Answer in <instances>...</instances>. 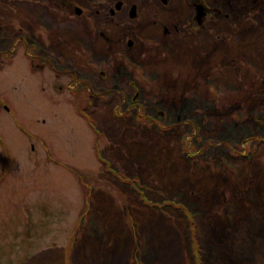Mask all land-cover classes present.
I'll return each instance as SVG.
<instances>
[{
  "label": "rangeland",
  "instance_id": "obj_1",
  "mask_svg": "<svg viewBox=\"0 0 264 264\" xmlns=\"http://www.w3.org/2000/svg\"><path fill=\"white\" fill-rule=\"evenodd\" d=\"M64 1L0 3V264H264V0Z\"/></svg>",
  "mask_w": 264,
  "mask_h": 264
},
{
  "label": "flooded vegetation",
  "instance_id": "obj_2",
  "mask_svg": "<svg viewBox=\"0 0 264 264\" xmlns=\"http://www.w3.org/2000/svg\"><path fill=\"white\" fill-rule=\"evenodd\" d=\"M112 1L115 2V3L117 2L115 0H112ZM123 1H121L122 5L119 8H116V9H115V3H112V6L114 7V9H113V7H109L110 3L109 4L100 3V12H97V14H96V11L94 12L92 10V8H90L88 6L86 8L90 9V12L95 13V16H96L95 18L97 20H99L101 22H108V20H111L112 18H114V19H115V17L117 18V13L123 11L122 10L123 9V4H126L127 6H129V9H128V12H127V15L129 16L130 9H131L132 5L135 4V6H136V17L134 19H131L129 17V19L132 22H136V20H138L140 18V15H141L138 12L136 3H133V0L131 2H129V3H123ZM154 1L157 2V3L160 2L159 0H154ZM0 3L1 4H5L6 5L5 6L6 9H10V10H12L14 12L15 11H20L21 9H22V11L25 10V4L22 2V0H0ZM60 3L63 4V3H65V1L64 0H60ZM1 4H0V8L2 7ZM196 4H201V3L199 2V0L195 1L194 9H193V12H192L190 20H189L190 23H192V21L196 23V20H195V16H196L195 5ZM166 5H168V1H167ZM203 5H204V16L202 17L201 24L198 25V26H202L204 24L203 22H204V19L206 18V16L208 15V11H209V14H210L209 7L207 5H205V4H203ZM163 7H165V6L163 5ZM163 10H165V8H163ZM74 12H75V9H74ZM45 14H47V13L45 12ZM38 18H39V21H40V15H38ZM8 20H9L8 17H6L5 14H2L0 12V34H2V35L4 34L5 37H7L9 41H11L12 38L14 39V38L18 37L20 32L23 30V27H22V23L18 19H17L18 22L16 21L17 25H15V26L9 25L8 24ZM51 22L52 21H40L41 25L44 26L47 29L51 28V24H50ZM132 25L134 27H136V28L138 27V23L132 24ZM167 27L170 29L171 25L167 24L165 26V35H166V33H168V29H166ZM138 29H139V27H138ZM9 37H10V39H9ZM132 45L133 44L128 45V46L131 47ZM146 54L149 55V52L146 51ZM102 73L103 72H101V74Z\"/></svg>",
  "mask_w": 264,
  "mask_h": 264
},
{
  "label": "water",
  "instance_id": "obj_3",
  "mask_svg": "<svg viewBox=\"0 0 264 264\" xmlns=\"http://www.w3.org/2000/svg\"><path fill=\"white\" fill-rule=\"evenodd\" d=\"M163 3H165V0H161ZM120 5V3H118L116 5V8H118V6ZM195 8H196V16H195V19H196V24L197 25H200L201 24V20H202V17L204 16V8L202 5L200 4H197L195 5ZM134 9H135V6H132V10L130 12V16L133 17L134 16ZM77 13H80L79 11H77Z\"/></svg>",
  "mask_w": 264,
  "mask_h": 264
},
{
  "label": "trees",
  "instance_id": "obj_4",
  "mask_svg": "<svg viewBox=\"0 0 264 264\" xmlns=\"http://www.w3.org/2000/svg\"><path fill=\"white\" fill-rule=\"evenodd\" d=\"M2 178H3V177H2L1 174H0V182H1ZM163 202H164V200H163Z\"/></svg>",
  "mask_w": 264,
  "mask_h": 264
}]
</instances>
